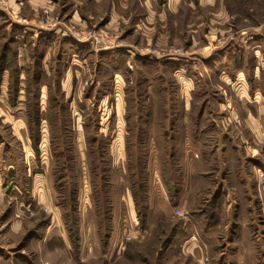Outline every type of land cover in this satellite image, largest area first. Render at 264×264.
Segmentation results:
<instances>
[{
  "label": "rangeland",
  "instance_id": "obj_1",
  "mask_svg": "<svg viewBox=\"0 0 264 264\" xmlns=\"http://www.w3.org/2000/svg\"><path fill=\"white\" fill-rule=\"evenodd\" d=\"M144 1L0 8V264H264V0Z\"/></svg>",
  "mask_w": 264,
  "mask_h": 264
},
{
  "label": "crops",
  "instance_id": "obj_2",
  "mask_svg": "<svg viewBox=\"0 0 264 264\" xmlns=\"http://www.w3.org/2000/svg\"><path fill=\"white\" fill-rule=\"evenodd\" d=\"M46 1L47 0H26V3H29L30 5H31V7L33 8V9H35L37 6H40V4H44V3H46ZM144 0H142V2H143ZM144 3L146 4V6L148 5V7H153L154 5H151V3H154V2H150V0L149 1H144ZM171 3H172V0H171ZM113 7H114V5L112 6V8L110 9L111 10V12L109 13V16L106 18V20H105V22H112L113 21V16H114V12H113ZM73 15H74V17H79V16H81V14H80V12H79V10H76V11H74V13H73ZM20 18H21V20H14V21H18V22H25L26 24H28V25H30V23H32V22H30V21H28V19H25V18H23L22 16H20ZM54 33L55 32H59V31H62L61 30V28L60 27H58V28H56L55 30H52ZM43 32V31H42ZM62 35H63V37L64 38H67V37H70V34L67 32V30H63V32H62ZM44 136H45V134H43ZM38 181V183H37V189H38V191H39V193H38V195L40 196V198L41 199H45V202L46 203H49V204H51V206H53V207H55L56 206V208H58L59 207V205L56 203V205L54 206V200L53 199H51L50 197H48V195H50L49 193H48V195H45V192L47 191H45V190H43V188L40 186V181H39V179H37ZM159 191H161V190H159ZM158 191V192H159ZM32 195H34L35 196V194L33 193ZM186 195V193H184V191L182 190V191H180V194H179V198H178V202H177V204H178V206H184V204H185V202H186V198H188V196H185ZM2 196V192L0 191V197ZM51 196V195H50ZM159 197H161V196H159ZM54 203V204H53ZM58 205V206H57ZM152 204H150V206H149V211H151V209H152ZM168 206V205H167ZM169 210H170V208H169ZM168 213V212H167ZM213 213H215L214 212V210L212 211V209L211 208H209L208 209V214H213ZM55 215H58L57 213H55ZM57 220H55L54 218L52 219V220H49V221H47V223L45 224V225H43V228H42V231H44V232H47V233H49V231H51V229H52V226H54L55 225V222H56ZM59 221V220H58ZM209 224H208V226L207 227H210L211 228V226H213V224H215V223H218L217 222V220H212V221H209L208 222ZM187 222H184V221H182V222H178V225H179V228H178V230H177V232L175 233L176 235V238H179V236L180 235H182V234H185V232H187V231H189V229L187 228ZM191 224V223H190ZM189 224V225H190ZM21 225V222H19L18 220H16V219H13V222H12V225L10 226L12 229L13 228H15V227H19ZM44 232H42V233H44ZM55 235V234H54ZM61 235V237L62 238H64L65 239V236L63 235V234H60ZM58 239V238H57ZM52 241H55V240H51V237H48L47 239H45V244L48 246V248H49V246L51 245V242ZM194 248L195 247H197L195 244H194V246H193ZM235 249H238L237 247L235 248ZM1 250H4V252L5 251H9L8 250V248H5V247H2L1 248ZM233 264H239V262H234Z\"/></svg>",
  "mask_w": 264,
  "mask_h": 264
},
{
  "label": "built area",
  "instance_id": "obj_3",
  "mask_svg": "<svg viewBox=\"0 0 264 264\" xmlns=\"http://www.w3.org/2000/svg\"><path fill=\"white\" fill-rule=\"evenodd\" d=\"M13 3L16 6H14ZM24 3H25L24 0H13V1H11V0H0V8H3L6 11H8L14 20H21V18L19 16V11L21 9L20 6L24 5ZM12 8H13V11H11ZM177 214L184 219H188V213H185L184 211L179 210L177 212Z\"/></svg>",
  "mask_w": 264,
  "mask_h": 264
}]
</instances>
